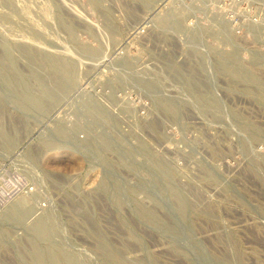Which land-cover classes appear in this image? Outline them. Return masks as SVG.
I'll return each mask as SVG.
<instances>
[{"label": "rangeland", "instance_id": "obj_1", "mask_svg": "<svg viewBox=\"0 0 264 264\" xmlns=\"http://www.w3.org/2000/svg\"><path fill=\"white\" fill-rule=\"evenodd\" d=\"M0 264H264V0H0Z\"/></svg>", "mask_w": 264, "mask_h": 264}]
</instances>
